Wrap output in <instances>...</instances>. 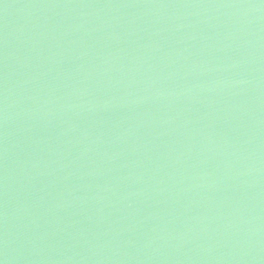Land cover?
<instances>
[{"label": "water", "instance_id": "1", "mask_svg": "<svg viewBox=\"0 0 264 264\" xmlns=\"http://www.w3.org/2000/svg\"><path fill=\"white\" fill-rule=\"evenodd\" d=\"M0 264H264V0H0Z\"/></svg>", "mask_w": 264, "mask_h": 264}]
</instances>
